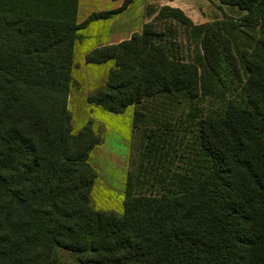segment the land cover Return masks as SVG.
<instances>
[{
    "label": "trees",
    "instance_id": "16d2710c",
    "mask_svg": "<svg viewBox=\"0 0 264 264\" xmlns=\"http://www.w3.org/2000/svg\"><path fill=\"white\" fill-rule=\"evenodd\" d=\"M131 1L77 22L78 0H0V264H59L56 247L79 264H264V0H219L244 14L198 24L166 4L86 53L111 62L87 101L132 106L140 135L122 213L91 207L101 139L90 122L72 129L74 45ZM243 27L258 36L239 48ZM207 94L220 112L174 117Z\"/></svg>",
    "mask_w": 264,
    "mask_h": 264
},
{
    "label": "rangeland",
    "instance_id": "374dc122",
    "mask_svg": "<svg viewBox=\"0 0 264 264\" xmlns=\"http://www.w3.org/2000/svg\"><path fill=\"white\" fill-rule=\"evenodd\" d=\"M113 1L94 0L93 2L102 9L110 10L119 8L123 0ZM110 3H113L111 4L113 7H108ZM166 4L181 8L196 24L223 18L238 19L244 14V10L221 4L219 0H136L135 7L130 12L133 16L128 14L126 17L116 18L115 21L120 19L125 21L129 17H136L138 32H140L143 24L150 21L157 10ZM108 19L95 20L78 31L81 38L76 40L74 47L72 85L67 103L72 117L73 131H78L84 124L90 122L93 131L101 139V143L92 149L88 157L89 164L95 171L89 196L90 205L95 210L120 215L123 211L126 175L135 163L136 151L140 144V135L132 125L133 107H127L123 113L112 114L89 103L86 99L87 94L105 83L108 70L111 68V62L89 64L85 61L86 53L105 40ZM178 31H180L179 28ZM232 34L235 37L236 46L242 48L253 43L258 36V30L243 27L240 31L233 29ZM183 45L190 46V51L184 52V55H191L196 50L195 46L187 41ZM222 106V96L207 94L192 101L183 100L180 105L175 106L172 113L175 118L181 117L180 119L184 114H188V119L191 121L192 118H198L200 115L220 112ZM55 250L59 264H79L76 253L61 247H56Z\"/></svg>",
    "mask_w": 264,
    "mask_h": 264
},
{
    "label": "crops",
    "instance_id": "0c3cea01",
    "mask_svg": "<svg viewBox=\"0 0 264 264\" xmlns=\"http://www.w3.org/2000/svg\"><path fill=\"white\" fill-rule=\"evenodd\" d=\"M93 1L94 0H86V1L78 0L77 14H76L77 22H82L92 12H98V11L105 10V8L102 9L100 6H98ZM117 1H119V0H114L113 2H117ZM135 1L136 0H132L124 10L114 14L109 19L106 18V19H108V23H107L108 24V26H107L108 30H107L105 40L102 41L100 44L93 46L91 49L98 47V46H101V45H104V44L119 42L121 40L129 38L132 33L138 32L139 29L137 26L138 22L136 23V20H135L136 17H133V18L129 17V19L125 20V21L122 19H120L119 21H115L116 18L126 17L128 14H130V16H131L132 13H130V12L135 7ZM111 4H113V3H110V5L108 7H113V5H111ZM75 44H76V42H75ZM74 47H75V45H74ZM73 54H74V52H73ZM73 67H74V65H73ZM73 67H72V69H73ZM69 95H70V93H69ZM68 101H69V96H68ZM71 123H72V117H71ZM72 129H73V125H72Z\"/></svg>",
    "mask_w": 264,
    "mask_h": 264
}]
</instances>
